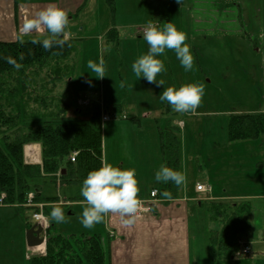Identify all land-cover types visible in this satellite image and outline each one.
Instances as JSON below:
<instances>
[{
	"label": "rangeland",
	"instance_id": "1",
	"mask_svg": "<svg viewBox=\"0 0 264 264\" xmlns=\"http://www.w3.org/2000/svg\"><path fill=\"white\" fill-rule=\"evenodd\" d=\"M101 2L107 5L109 10L107 13H110L112 27L116 25L126 27L124 31L128 36L121 38L119 45L108 41L107 38L100 41L99 38L103 35L98 32L86 38L79 32L81 25L78 24V29L75 31L77 35L79 33L80 35L74 43L79 51L76 80H74L73 88L71 86L73 76L66 78V82L70 90L81 91L83 88L94 90L93 88H96L101 78H96L88 73L90 69L87 67V61L99 62L100 57L104 56L107 68L105 73L106 92L109 94L110 100L122 104L123 100L130 99V90L127 92L124 87L120 86L122 80L119 77L121 71L118 63L122 56L124 58L131 57L133 53L135 41L131 40L130 35L131 33L137 35L136 29L139 27H136L145 22L144 8L139 0H114L115 13L113 15L106 0H101ZM152 2L158 8L161 1L152 0ZM169 10L172 23L187 34L186 43L190 45L195 58L194 66L199 77H202L200 83L205 86L201 110L210 112V114L204 115L199 110L198 117L183 118L186 127L185 144L183 143L184 127H180L176 131L181 146L189 159V173L196 175L199 172H208L212 177V183L209 185H213L217 189L221 188V190H223V184L233 180L234 174H243L244 170L250 174L249 178L256 177L260 181L262 178L261 169H256L255 166H239L245 149L242 146H235L236 142L229 141L227 121L229 116L238 113L237 111L252 112L264 109V32H252L245 26L247 34L250 33L252 38L259 42L260 50L259 53H255L258 56L256 57L253 56L251 47H246L244 50L240 48L244 55V66L240 70L234 69L233 64L230 63L232 56L228 57L227 48L233 46V43L237 41L234 38L239 36L246 39V45H250L246 35L241 31L242 18L244 24H247L248 21L257 24L259 21L264 22V0H180V2L173 0L169 4ZM233 21H237V23L234 24ZM120 31L122 30L120 29ZM196 38H198L197 43L193 41ZM227 45L229 47H226ZM238 45L244 44L239 41L234 43L235 49L240 51ZM127 52L130 55H127ZM127 69L129 70V67L126 68V73ZM44 73L45 70L41 75ZM91 74L95 75V73ZM127 76L128 83L132 86L133 78L128 73ZM38 78L35 80L39 88L35 89V93L32 92V95L34 94L32 101L34 102L39 95L47 93V88L43 89L41 85L44 86V83ZM56 86L54 92H63L62 84L59 83ZM47 87L51 88L48 85ZM78 98L75 97L74 100ZM73 102V108H75V101ZM165 109L162 110L165 111ZM160 112L148 111L147 118H144L142 114L138 115L137 112L127 113L130 116L126 118V114L122 112L119 116L109 113L110 122L102 124L104 161L121 168H135L140 188L149 182H156L155 172L163 163L160 131L167 128V121L163 118V111ZM134 116H138L139 119ZM201 116L209 117L201 118ZM73 153L78 156V152ZM197 157H200L201 160H197ZM82 184H58L50 179H37L29 183L30 193L43 201L39 203L41 205L63 207L62 205L69 203V208L67 206L65 208L74 213L69 215V211L65 212L66 221L56 223L57 232L68 237L72 235L92 236L89 232L103 230L107 224V214L102 222L92 228H85L81 224L80 217L84 207L87 206L85 198L81 195ZM251 187H255L254 183ZM151 199L150 195L149 200L142 201V205L148 207L146 204H150ZM150 208L151 211L139 209L136 217L152 212V206ZM33 213L34 210L30 208L0 206V264L29 263L28 256H32L34 250L33 248L27 249L26 232L23 225L35 224L32 218ZM202 216L207 217L205 214ZM204 217L202 218L203 222L205 221ZM263 222V219L260 218H257L256 223L254 220L255 227L252 232L250 230L249 235L252 233L255 236L259 235V228L262 227ZM209 228L210 225L206 222V226H203V233L205 234L206 229ZM241 247L242 245H239L232 264H253L251 259L254 257L255 249L254 252H251V247L248 245L246 246L248 252L245 253L244 249L241 251Z\"/></svg>",
	"mask_w": 264,
	"mask_h": 264
},
{
	"label": "crops",
	"instance_id": "2",
	"mask_svg": "<svg viewBox=\"0 0 264 264\" xmlns=\"http://www.w3.org/2000/svg\"><path fill=\"white\" fill-rule=\"evenodd\" d=\"M139 2H141V5L143 4L145 22L136 27H139L136 29L137 35L133 33L130 35L131 40L135 41L131 57L124 58L122 56L118 63L121 71V76L119 77L122 81H125V90L127 92L130 90V99L123 100L122 104H117L112 99L110 100V96L106 92L105 77L101 78L96 88H93L94 90L92 88H83L77 92L80 93V97H84L88 101L98 102L103 111L102 117L105 112L117 116L122 112L126 114L125 118L130 116L127 113L137 112L138 115L142 114L144 118H147L149 115L147 114L148 111H163V118L167 121V127H174L175 132L180 127H184L183 143L185 144L186 127L183 118L198 117L199 110L202 111L201 104L194 112L178 113L172 109L167 101H161L159 95L168 86L175 85L179 87L185 83H200L202 77H199L195 66L192 70L185 71L177 59L175 52L170 49H167L165 54L159 57L164 60L166 71L158 74L157 79H163L165 81L164 85H158L155 82H148L144 78L136 77L131 70V65L138 56L146 53L149 47L143 36L139 34V30L147 25L149 21L157 22L158 26L168 21L172 22L169 4L173 0H163L160 2L158 13H156V6L152 0H139ZM50 5L60 7L68 13L70 24L66 29L68 35L64 39L73 43H75V39L79 37L80 33L86 38L97 32L101 33L103 36H100L99 40L102 41L104 38H107L108 31L112 28L113 24L110 13H107L109 10L106 4H102L101 0H0V42H30L33 39L42 40L48 36L49 33H47L46 29L42 32L33 31L28 34L21 33L20 29L26 18L34 16L39 10L47 8ZM242 21L244 23L243 18ZM233 23L235 24L237 21H233ZM78 24L81 25V29H79L80 33L77 35L75 30L78 29ZM116 26L114 27L118 31V42L120 43L121 38L128 35L124 31L126 27L117 26V28ZM245 26L252 32H264L263 21H259L258 24L248 21ZM234 39L244 44L238 45L239 50L240 48L244 50L246 47H251V45H246V39L240 38V36ZM107 40L113 42L108 38ZM197 40L198 38L193 41L197 43ZM234 43L233 46L229 47V44L226 46L229 47L227 48V53L228 57L232 56L230 63L233 64L234 69L240 70L244 66V55L241 50L235 49ZM251 51L254 53L253 56L258 57L255 53H259V51H253L252 47ZM127 55H130V53L127 52ZM100 58L104 59V56ZM128 67L127 73L133 78L132 86L128 83L126 73V68ZM76 73L71 80L72 88L75 83L74 80H76ZM164 108H166L165 111L162 110ZM202 112L204 115L210 114V112ZM237 112L264 114V109L252 112ZM134 117L139 119L137 118L138 116ZM208 117L201 116V118ZM106 122H110V120ZM235 146H242L245 149L239 161V166H255L256 169H261L262 178L260 181L256 177L249 178L250 174L244 170L243 174H234L232 181L223 184V190L221 188L217 189L215 186L209 185L212 183V177L209 176L208 172H199L196 175L189 173V159L180 142V166L181 171L186 176V181L180 185L175 198H168L165 192L160 193L165 187L164 182H149V184L141 186L138 195L144 201L149 200L151 191H159L158 198L151 200L152 212L144 214L141 217H136V221L132 225H125L118 213H108L106 227L98 232H89L91 235H99L103 240L105 248H108V264H212V259L210 258V236L217 229V226L216 222L211 220L208 209L213 203L249 205L251 213L248 217L251 224V232L255 227L257 218L264 221V137L260 140L236 142ZM23 151L26 165H42V149L39 143L28 144L24 146ZM199 159L201 160L200 157H197V160ZM252 183L255 185L254 188L251 187ZM199 184L205 185L208 188V192L198 193L196 187ZM66 204L62 206L69 208V203ZM13 206L25 208L19 205ZM204 210L205 212H203ZM69 212V215L74 213L70 209ZM203 214L207 215V217L202 216ZM203 217L205 218L204 222L202 221ZM206 222L209 223L210 228L206 229L207 232L204 234L203 226H206ZM23 226H25L23 228L25 232L31 227L30 224ZM61 234L67 238L81 237L76 235L68 237L63 233ZM241 240L243 243L241 251L244 245H250L251 252H254L255 249L253 253L254 257L251 259L253 264H264V222L262 227L259 228V235L255 236L254 233L249 235L248 233ZM42 246H44L43 250L37 249L38 247L33 248V255L28 256V259L36 256H45L46 244ZM234 257L230 260L231 264Z\"/></svg>",
	"mask_w": 264,
	"mask_h": 264
},
{
	"label": "trees",
	"instance_id": "3",
	"mask_svg": "<svg viewBox=\"0 0 264 264\" xmlns=\"http://www.w3.org/2000/svg\"><path fill=\"white\" fill-rule=\"evenodd\" d=\"M106 2L114 15V0ZM152 22L158 26L157 22ZM241 31L252 50L259 51V42L247 34L243 21ZM107 35L119 45L118 31L114 26ZM78 53V47L69 40H65L63 46L54 45L52 49H44L32 41L0 42V95H4L0 96V197L4 196L6 205L26 203L32 180L82 184L87 174L104 161L100 104L92 101L88 107L73 108V101L80 97V93L70 90L66 82V78H71L77 71ZM7 57L15 59L21 67L16 68ZM36 78L42 80L44 86H41L44 90L47 88V93L39 95L34 102L32 92L39 88ZM59 83L63 85V92L56 93L54 90ZM227 122L231 142L264 137L263 113L232 114ZM32 143L41 145L42 165H26L24 162V146ZM160 143L163 163L181 171L180 141L174 127L168 126L160 131ZM73 152H78L75 163L70 161ZM179 187L168 181L160 193L165 192L172 199L177 196ZM35 200L43 202L37 196ZM53 207L45 208L47 216ZM62 208L64 212L69 211ZM208 210L217 226L210 236L212 264H231L230 260L238 252L239 241L251 229L248 217L251 207L213 203ZM56 223L50 220L46 255L30 258L29 264L109 263L108 248L99 235L67 238L57 232Z\"/></svg>",
	"mask_w": 264,
	"mask_h": 264
},
{
	"label": "clouds",
	"instance_id": "4",
	"mask_svg": "<svg viewBox=\"0 0 264 264\" xmlns=\"http://www.w3.org/2000/svg\"><path fill=\"white\" fill-rule=\"evenodd\" d=\"M68 24V13L60 7L50 5L39 10L34 16L26 18L20 32L28 34L33 31L42 32L46 29L48 36L42 40L33 39L32 42L41 44L44 49H52L54 45H64V37L68 35L66 31ZM143 39L149 47L148 51L138 56L131 65V70L136 77L164 85L165 81L157 79V76L166 71L164 60L159 57L165 54L167 49L175 52L185 71L193 69L195 58L190 45L185 43L187 34L171 21L160 26L149 21L143 33ZM6 59L16 68L21 67V64L12 57ZM21 59H23L22 56ZM87 67L90 69L88 73L91 76L96 78L106 76L107 68L103 58H100L99 62L88 60ZM120 86L124 87L125 81H121ZM204 94V84L193 82L182 84L179 87L168 86L164 88L159 98L161 101H167L174 111L185 113L194 112L201 104ZM155 180L164 183L172 181L176 185H182L186 181V176L182 171L162 163L155 172ZM139 192L140 187L135 168H121L106 160L103 161L101 166L91 170L83 181L81 195L85 198L87 206L81 214V224L85 228H92L102 222L108 213H118L125 225L134 224L136 214L142 205ZM46 219L62 223L66 221V215L63 208L56 205Z\"/></svg>",
	"mask_w": 264,
	"mask_h": 264
},
{
	"label": "built area",
	"instance_id": "5",
	"mask_svg": "<svg viewBox=\"0 0 264 264\" xmlns=\"http://www.w3.org/2000/svg\"><path fill=\"white\" fill-rule=\"evenodd\" d=\"M145 31V28L141 29V34L143 35ZM90 105V101L86 100V99H78L77 102H76V106L77 107H87ZM110 119L109 116H107L106 114L103 116V120L104 121H108ZM76 158H77V154H72V157H71V161L72 162H75L76 161ZM196 190L197 192H200V193H206L208 192V188L204 185H197L196 187ZM158 196V191L154 190L151 192V198L152 199H156V197ZM33 195H29V198H28V201L26 203V206H29V207H36V208H39L40 211L37 212V213H34L33 215V219L36 220L37 222L40 223V225L43 227L44 230L48 229L49 227V223H48V220L46 219V217L44 216L43 214V205L41 204H37L33 201ZM4 204V199L3 197L0 198V205H3ZM149 208L151 207V203H147L146 204ZM148 207L144 206V205H141L140 207V210H144V211H151V208L149 209ZM248 247L244 248V252H248L247 250Z\"/></svg>",
	"mask_w": 264,
	"mask_h": 264
},
{
	"label": "water",
	"instance_id": "6",
	"mask_svg": "<svg viewBox=\"0 0 264 264\" xmlns=\"http://www.w3.org/2000/svg\"><path fill=\"white\" fill-rule=\"evenodd\" d=\"M44 230L39 224H34L26 232V242L29 248L40 247L45 244V238L42 236Z\"/></svg>",
	"mask_w": 264,
	"mask_h": 264
},
{
	"label": "bare ground",
	"instance_id": "7",
	"mask_svg": "<svg viewBox=\"0 0 264 264\" xmlns=\"http://www.w3.org/2000/svg\"><path fill=\"white\" fill-rule=\"evenodd\" d=\"M37 249L43 250L44 249V246H40Z\"/></svg>",
	"mask_w": 264,
	"mask_h": 264
}]
</instances>
